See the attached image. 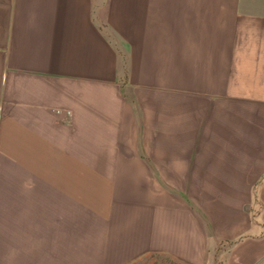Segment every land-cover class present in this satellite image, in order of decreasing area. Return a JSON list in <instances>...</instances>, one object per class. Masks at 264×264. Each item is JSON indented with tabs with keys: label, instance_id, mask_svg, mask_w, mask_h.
<instances>
[{
	"label": "crops",
	"instance_id": "1",
	"mask_svg": "<svg viewBox=\"0 0 264 264\" xmlns=\"http://www.w3.org/2000/svg\"><path fill=\"white\" fill-rule=\"evenodd\" d=\"M264 264V0H0V264Z\"/></svg>",
	"mask_w": 264,
	"mask_h": 264
},
{
	"label": "rangeland",
	"instance_id": "2",
	"mask_svg": "<svg viewBox=\"0 0 264 264\" xmlns=\"http://www.w3.org/2000/svg\"><path fill=\"white\" fill-rule=\"evenodd\" d=\"M154 260H155L154 262L155 264H175L174 262H171L168 259L157 258Z\"/></svg>",
	"mask_w": 264,
	"mask_h": 264
}]
</instances>
